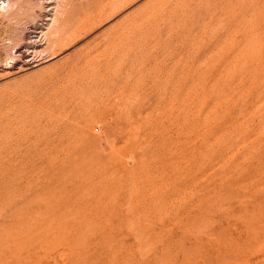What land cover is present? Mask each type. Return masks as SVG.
I'll use <instances>...</instances> for the list:
<instances>
[{"label": "rangeland", "instance_id": "obj_1", "mask_svg": "<svg viewBox=\"0 0 264 264\" xmlns=\"http://www.w3.org/2000/svg\"><path fill=\"white\" fill-rule=\"evenodd\" d=\"M1 1L0 264H264V0Z\"/></svg>", "mask_w": 264, "mask_h": 264}, {"label": "bare ground", "instance_id": "obj_2", "mask_svg": "<svg viewBox=\"0 0 264 264\" xmlns=\"http://www.w3.org/2000/svg\"><path fill=\"white\" fill-rule=\"evenodd\" d=\"M1 1V0H0ZM1 4H2V1L0 2ZM19 3V2H18ZM9 7V3H5V2H3V4L2 5H0V12H2V13H6V11H7V8ZM15 8V4H11V7H10V10L12 9H14ZM7 13H8V11H7ZM259 35V34H258ZM251 53V52H250Z\"/></svg>", "mask_w": 264, "mask_h": 264}]
</instances>
